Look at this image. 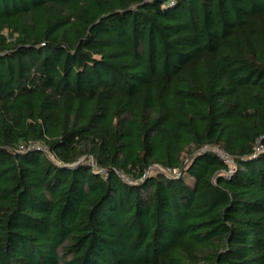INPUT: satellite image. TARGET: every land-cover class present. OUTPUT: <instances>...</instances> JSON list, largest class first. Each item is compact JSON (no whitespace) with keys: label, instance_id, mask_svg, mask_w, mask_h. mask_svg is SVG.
Returning <instances> with one entry per match:
<instances>
[{"label":"trees","instance_id":"16d2710c","mask_svg":"<svg viewBox=\"0 0 264 264\" xmlns=\"http://www.w3.org/2000/svg\"><path fill=\"white\" fill-rule=\"evenodd\" d=\"M0 264H264V0H0Z\"/></svg>","mask_w":264,"mask_h":264},{"label":"built area","instance_id":"2783aa9c","mask_svg":"<svg viewBox=\"0 0 264 264\" xmlns=\"http://www.w3.org/2000/svg\"><path fill=\"white\" fill-rule=\"evenodd\" d=\"M222 156H223V158H224L227 162H229L228 157H226V156H224V155H222Z\"/></svg>","mask_w":264,"mask_h":264},{"label":"rangeland","instance_id":"374dc122","mask_svg":"<svg viewBox=\"0 0 264 264\" xmlns=\"http://www.w3.org/2000/svg\"><path fill=\"white\" fill-rule=\"evenodd\" d=\"M219 152V151H218Z\"/></svg>","mask_w":264,"mask_h":264}]
</instances>
